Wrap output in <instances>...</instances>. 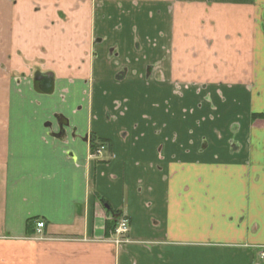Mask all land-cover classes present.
<instances>
[{
    "label": "crops",
    "instance_id": "crops-1",
    "mask_svg": "<svg viewBox=\"0 0 264 264\" xmlns=\"http://www.w3.org/2000/svg\"><path fill=\"white\" fill-rule=\"evenodd\" d=\"M48 1L56 27L91 25L71 49L28 35L26 0H0V264H260L264 0ZM35 71L54 74L50 94L80 81L111 110L55 125L24 112L23 90L45 94ZM90 136L106 141L97 156Z\"/></svg>",
    "mask_w": 264,
    "mask_h": 264
},
{
    "label": "rangeland",
    "instance_id": "rangeland-1",
    "mask_svg": "<svg viewBox=\"0 0 264 264\" xmlns=\"http://www.w3.org/2000/svg\"><path fill=\"white\" fill-rule=\"evenodd\" d=\"M14 5H17L19 2L25 3V0H11ZM34 3V5H32ZM30 6V7H29ZM15 8V7H14ZM9 9V8H8ZM25 15L21 17L20 20L25 21V28L28 31L29 36L36 35H46L47 39L56 40L59 48H63L64 39L63 37H68V42L65 47H69L71 49V41L72 35L75 36V28L77 27L80 29H84L88 24L85 23V27L79 26L82 19L78 22L77 19H74L72 15H68V18L64 17L63 14L59 16L60 22H58L57 27L55 26L53 19L49 18L50 12L52 10H56V8L51 7V3L48 0H26V9ZM66 11L71 12V9L66 8ZM58 13V12H57ZM61 13V12H60ZM61 17V18H60ZM22 22V21H21ZM78 24V25H76ZM82 33V32H80ZM79 35V34H77ZM77 35L75 37H77ZM93 40L89 41V49L90 53L92 54V43ZM75 43V40H74ZM98 59L95 64L102 63L104 69L110 68L109 61H106V58L102 55L100 49H98ZM92 58V55H91ZM121 56L118 58L120 59ZM55 92L52 94H38L34 91H30L25 89L23 90L22 94L25 97L26 105L23 107L24 112H33L34 109L37 111H41L44 114L49 115L48 122L56 124V117L54 116L55 113H59L61 115H72L73 113L79 114L81 118H85L88 111H100L106 112V108L111 110V104H106L104 99H100L98 96L93 98L94 105L92 109L88 106L89 105V94L91 93V88L88 85L84 84L80 81L75 82H66L64 81H57L56 82ZM101 100L98 104V107H95V101ZM34 102V106L28 105V102ZM36 105V106H35ZM36 107V108H35ZM138 108H134L136 111ZM47 122V121H45ZM53 125V126H54ZM84 121H81L80 126L83 127ZM44 126V123L42 124ZM95 144L99 143V140L96 139L93 141ZM94 149V148H93ZM117 225V224H116ZM127 237V235H126ZM255 262L263 264L264 258L256 257Z\"/></svg>",
    "mask_w": 264,
    "mask_h": 264
},
{
    "label": "flooded vegetation",
    "instance_id": "flooded-vegetation-1",
    "mask_svg": "<svg viewBox=\"0 0 264 264\" xmlns=\"http://www.w3.org/2000/svg\"><path fill=\"white\" fill-rule=\"evenodd\" d=\"M104 42V39L100 37H95L93 38V45H98L102 44ZM150 65H146V75L148 76V73L150 72ZM32 83L34 87L38 88L40 91H42L45 94H50L53 90L54 87V74L52 72H44V73H39L35 71V73L31 77ZM48 86L50 87V90L46 91ZM59 119V124L63 128V125H66V119L62 117L61 115L58 116ZM96 140L94 136L89 137V141L91 146L94 145L95 143L93 142ZM106 142V141H105Z\"/></svg>",
    "mask_w": 264,
    "mask_h": 264
},
{
    "label": "built area",
    "instance_id": "built-area-1",
    "mask_svg": "<svg viewBox=\"0 0 264 264\" xmlns=\"http://www.w3.org/2000/svg\"><path fill=\"white\" fill-rule=\"evenodd\" d=\"M105 147L106 143L103 141H99L98 144H94L93 154L95 156L99 155L105 149ZM35 225L37 231H40L44 226V223L42 221H37ZM128 231L129 229L127 218L119 216L117 220V225L115 226L112 232L113 242L117 245L127 242L128 238L126 237V235L128 234ZM260 257L264 258V249L260 252Z\"/></svg>",
    "mask_w": 264,
    "mask_h": 264
},
{
    "label": "trees",
    "instance_id": "trees-1",
    "mask_svg": "<svg viewBox=\"0 0 264 264\" xmlns=\"http://www.w3.org/2000/svg\"><path fill=\"white\" fill-rule=\"evenodd\" d=\"M93 148H94V145L91 146L92 150H93ZM109 210H110V207L107 210L108 213L110 212ZM118 217H119V213L111 211V217L109 219H107L106 222H105V230H106V232H113V230H114V228H115V226L117 224ZM35 220H36V218L27 219L26 225H25L27 233H30V231H31L30 227H31L33 221H35Z\"/></svg>",
    "mask_w": 264,
    "mask_h": 264
},
{
    "label": "water",
    "instance_id": "water-1",
    "mask_svg": "<svg viewBox=\"0 0 264 264\" xmlns=\"http://www.w3.org/2000/svg\"><path fill=\"white\" fill-rule=\"evenodd\" d=\"M48 90H50V87L48 86V88H47V90L46 91H48Z\"/></svg>",
    "mask_w": 264,
    "mask_h": 264
}]
</instances>
